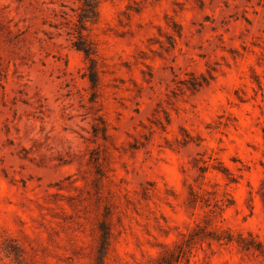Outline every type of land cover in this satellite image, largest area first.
<instances>
[{"label":"rangeland","instance_id":"obj_1","mask_svg":"<svg viewBox=\"0 0 264 264\" xmlns=\"http://www.w3.org/2000/svg\"><path fill=\"white\" fill-rule=\"evenodd\" d=\"M0 0V264H264V0Z\"/></svg>","mask_w":264,"mask_h":264},{"label":"trees","instance_id":"obj_2","mask_svg":"<svg viewBox=\"0 0 264 264\" xmlns=\"http://www.w3.org/2000/svg\"><path fill=\"white\" fill-rule=\"evenodd\" d=\"M79 1L82 3L81 19L83 23L97 17L98 0H79Z\"/></svg>","mask_w":264,"mask_h":264}]
</instances>
